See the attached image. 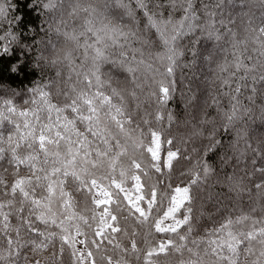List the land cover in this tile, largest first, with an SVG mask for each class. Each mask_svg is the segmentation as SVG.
Segmentation results:
<instances>
[{
    "label": "snow or ice",
    "instance_id": "obj_1",
    "mask_svg": "<svg viewBox=\"0 0 264 264\" xmlns=\"http://www.w3.org/2000/svg\"><path fill=\"white\" fill-rule=\"evenodd\" d=\"M30 5L47 16V39L0 0V63L12 74L43 64L54 79L30 89L36 108L0 134V264H64L67 250L74 264L171 253L179 264H264V0ZM65 68L75 82L53 103ZM5 112H17L11 97H0V123Z\"/></svg>",
    "mask_w": 264,
    "mask_h": 264
},
{
    "label": "trees",
    "instance_id": "obj_2",
    "mask_svg": "<svg viewBox=\"0 0 264 264\" xmlns=\"http://www.w3.org/2000/svg\"><path fill=\"white\" fill-rule=\"evenodd\" d=\"M32 3V0H15L16 4V13L17 15L24 18V21L29 28V33L33 31L39 32V35L36 37L37 39L45 38L44 32L40 31L41 25L45 19H47V16L41 15L38 8H33L30 4ZM100 7H103V0H100ZM79 20H70L69 25L71 27H77L79 25ZM69 28V30H70ZM26 36L28 33L25 34ZM52 40L58 44V46H63V40L60 37H57L55 34L51 36ZM27 40H31L32 37H26ZM9 58H5L4 63H0V97H11L14 100L15 107L17 109V112L15 115L11 113L5 112L6 117H10L9 119H5L3 123H0V134H3L5 137L11 132H14V123H20L23 124L24 117H21L19 115L20 111H28L29 109L36 108V105L31 103V100L33 99L32 93L30 92V89L36 87L37 85H42L44 83H47L49 79H54V70L46 65L41 64L40 66H35L34 64H30L28 61L25 62L24 71L20 74H12L8 71L7 68V62ZM198 71V75L202 76L203 73ZM64 75L61 77L56 85H54L51 89V99L53 103L57 104H63L65 101V96L63 95L64 92L68 91L71 86L75 82V75L72 74V80L69 81L67 79L68 77V69H63ZM201 89L205 88L206 85L201 84ZM47 90V89H46ZM59 90L60 94H57ZM203 95V93H201ZM28 101V103H26ZM172 107L175 111L183 115L182 107L179 103V100H177L175 103H173ZM41 116H44V113H40ZM53 116H55V113H53ZM28 120H33L32 112L29 111L28 114ZM11 121V122H10ZM26 131L21 128V132ZM176 132H182L183 129H174ZM22 147H26V145L22 142ZM4 167H8L6 163L3 165ZM186 179V177H185ZM214 193H220L223 192L224 189H222L219 185H216L214 189H212ZM76 211L79 213L84 214L85 216H90L91 212L88 210L91 207H94V205L91 204L90 200H87L85 195L82 193L76 194ZM243 210L244 212H247L248 205L247 203H244L240 207H237L235 209V214H239ZM255 215H259L258 213ZM218 219V217H217ZM211 221L208 220L206 217L203 218L200 221V235H204L203 228L204 227H211ZM122 226H127L123 220H121ZM138 227V226H137ZM86 231H89L87 228H85ZM166 235H172L174 234H163V233H154L153 239L158 240L164 238ZM139 239V238H138ZM124 243H127L125 240ZM143 247V245H141ZM179 253H171L167 257L161 254L159 259L161 261V264H179L180 259ZM131 260V264H143V260L137 261L134 257L129 258ZM64 264H74V258L71 256L70 250H67L64 254Z\"/></svg>",
    "mask_w": 264,
    "mask_h": 264
},
{
    "label": "rangeland",
    "instance_id": "obj_3",
    "mask_svg": "<svg viewBox=\"0 0 264 264\" xmlns=\"http://www.w3.org/2000/svg\"><path fill=\"white\" fill-rule=\"evenodd\" d=\"M77 247H82V246H80V245H77Z\"/></svg>",
    "mask_w": 264,
    "mask_h": 264
}]
</instances>
